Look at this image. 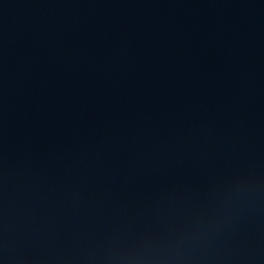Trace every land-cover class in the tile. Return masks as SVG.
<instances>
[{"label": "water", "instance_id": "95a60500", "mask_svg": "<svg viewBox=\"0 0 264 264\" xmlns=\"http://www.w3.org/2000/svg\"><path fill=\"white\" fill-rule=\"evenodd\" d=\"M0 264H264V0H0Z\"/></svg>", "mask_w": 264, "mask_h": 264}]
</instances>
